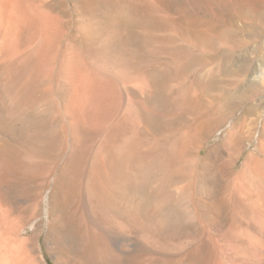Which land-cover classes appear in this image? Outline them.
I'll use <instances>...</instances> for the list:
<instances>
[{
	"label": "bare ground",
	"instance_id": "6f19581e",
	"mask_svg": "<svg viewBox=\"0 0 264 264\" xmlns=\"http://www.w3.org/2000/svg\"><path fill=\"white\" fill-rule=\"evenodd\" d=\"M217 1L235 13L253 10L258 25L264 24V0ZM218 15L211 0H0V264H47L31 242L35 227L29 237L23 235L30 217L14 202L38 196L33 184L50 178L60 162L48 194L53 232L46 246L55 264H110L106 239L94 234L83 242L82 230L88 223L97 232H111L114 198L124 192L131 203L126 223L118 222L116 231L133 243L138 237L158 244L165 255H179L177 264H211L210 239L194 229L207 214L220 231L217 246L228 256L218 264H264V159L249 156L237 177L221 188L225 200L218 204L188 199L182 205L183 191L171 187L179 164L189 175V189L228 173L220 167L210 175L202 150L190 157L187 143L172 134L180 117L201 114L200 93L187 66L193 43L209 51L216 40L198 21L222 29L225 22ZM66 35L70 39L63 47ZM180 41L193 42V50L178 46ZM257 58L254 74L245 75L261 115L263 47ZM200 127L191 130L200 134ZM241 182L257 202L239 201ZM151 183H157L152 186L157 191L143 193ZM208 187L201 189L210 201L217 191ZM224 211L233 218L230 225ZM236 222L246 227L239 231ZM184 230H193L190 248L176 244ZM125 251L120 249L121 257Z\"/></svg>",
	"mask_w": 264,
	"mask_h": 264
},
{
	"label": "rangeland",
	"instance_id": "374dc122",
	"mask_svg": "<svg viewBox=\"0 0 264 264\" xmlns=\"http://www.w3.org/2000/svg\"><path fill=\"white\" fill-rule=\"evenodd\" d=\"M211 1L215 7L216 14H219L218 16L222 19L223 22H225L223 23L224 27H222L223 30L215 27L216 25H212V24L208 25L207 22L210 21L206 22L205 20H199L198 24H202L206 27H210L211 31H208L207 35L210 37L209 39H211L212 41L216 39L217 41L216 40L215 41L217 43L215 41L213 42V44L209 43L211 45V49L209 51H206L203 47L201 48V46H198L197 43L192 42L193 45L192 43L191 45L192 46L195 45L194 47L195 52H198L199 54L197 55V53L194 52L191 55L192 58H189V60L190 59L191 60L189 62V65L187 66L192 77H194L191 78V80L194 81V84L196 85L200 93L198 96L199 97L198 106L201 107L200 109L202 111L201 114L199 115L197 114L195 115V113L192 114L189 112L188 115L186 114L180 117L178 120H176L172 134L175 139L180 138L179 140H182L185 143H187L188 147L186 150H188L189 152L186 151V153H188L187 155L189 156L191 155L190 157L192 156L194 157V154L197 153V150L199 149L200 151L202 150L201 151L202 156L200 155V158L204 159L206 165L209 166L206 168V170L209 171L210 175H214L215 173H217L216 171H219L221 169L220 167L226 168V173L227 170L228 173L227 175L223 173L220 174L219 177H214L215 179L212 182L211 181L207 182L208 185H206V187L205 186L201 187L204 189L209 186L208 189H212V185H213L214 191L215 190L217 191L214 192L213 198H211L210 201H207V199L204 198L205 195L203 196V189H201L200 187L197 189L188 188L190 184V178L189 175L186 174L185 171L183 170L184 165L179 164L178 166H176L174 170L176 169L175 172H177L176 173L177 177L172 182L171 187L177 190L178 192L183 191L184 195L181 194L180 196L181 197L180 203H182V205H185V202H187L188 199L191 200V203L193 201L194 204H197L201 201L200 203H203L201 205L209 204L211 203V201L213 202V200L215 204L223 202L225 200V191L224 189L221 190V188L228 185V183L231 180H233L232 179L233 177L234 178L237 177L239 171H242L241 169H243V165L246 162V159L251 155H253V157L255 158L257 157V159L259 158L262 160L264 159V156L262 154V151H264V132L263 129H261L263 123L262 121L264 118L263 116L264 110L262 111L261 115L254 110L256 96L251 91L248 92L249 88H248V80H247L248 76L253 75L256 70V64L258 60L257 55L259 48L260 47L264 48V24H262V27L258 25L256 19L254 18L256 17V14L253 10H247V9L242 10L240 8L242 13L241 11L239 13H235L236 11L232 7H230L229 10V8L227 7L220 6L217 0H211ZM262 13L264 15V9ZM73 23L74 21L73 19H71V24ZM201 32H197V34L194 33V35H198L199 33L203 34ZM218 34L220 37L218 36ZM212 35L214 36V39L212 38ZM69 39L70 37H68L67 35L63 37L62 39L63 47L66 45V43L69 42ZM220 40H223L221 41L222 43H219ZM180 42L177 45L183 47L184 50H191V49L193 50L190 44L183 41ZM228 43L230 44L228 45ZM214 45L219 47V49ZM185 46H187V48H185ZM222 48L223 49L226 48V49L223 50ZM201 50L206 52L203 51L200 52ZM194 56H196V58H194ZM190 64L194 67H192ZM210 70L212 71V73L210 72ZM247 73L248 76H246ZM244 75L246 76V78ZM245 79L247 80V83ZM202 81L205 83H203ZM235 93L237 95V98L232 97V95H234ZM217 101L219 104L223 103V106L218 107L219 104L217 103ZM257 114L260 116L258 117ZM210 124L212 125V127H208V125L210 126ZM194 126L196 127L201 126L200 128H203L202 133L199 134L192 132ZM206 126L208 127L207 129ZM61 127L65 131L66 138L69 139L70 136L69 133H67L68 131H66L67 128L64 121L61 123ZM229 134L231 138H228ZM227 139L229 141V145L225 146L224 143ZM262 160H258V161H262ZM61 165L62 162H60V164L58 163L56 167L53 168L54 170L52 171V174L53 173L54 174L51 175L50 178H48L47 180L36 181L33 184L34 192L37 191L40 195L38 194V196H34L33 198H30L29 201L26 203L18 202V201L14 202L15 205L14 207H17L15 209L22 211L24 210L25 212L27 211L26 215L28 216V218L29 217L31 218L28 219L29 222H27L26 226L24 227L23 235L25 237H29L32 233V230L35 227V229L37 230V234L34 239L33 238L31 239V242H33L34 244L32 245L35 248L37 255L43 257L47 264H55L54 257L46 246V241L49 237V234L53 232L52 226L50 225V223H48L49 222L48 218L50 216L48 194L52 189V183L55 177L54 175H56L59 172ZM155 184L157 186V183H154V185ZM154 185L153 183H151V185L148 184L142 192L144 193L146 191H150V190L152 191ZM154 189L155 191H157L158 187ZM238 191H239L238 198L240 202H244L248 204L250 201L253 204L257 202V197H256L257 195L253 191L249 190L244 183L240 184V187L238 186ZM137 196H139L140 198L141 193L138 194ZM248 196L252 198L248 199ZM139 198L137 199V201H139ZM114 199L115 201L113 203L112 213H113V219L114 218L115 219L114 220L112 219V221H110V225H111L110 227L112 231L103 232L102 230H99L97 232L93 230L88 225V223H85L83 225V230H82L83 242L87 243L88 240L94 234L95 235L97 234L98 236L101 235V237H104L106 239L107 246L111 252V260L109 262L110 264H115L121 261L124 262L125 264H177V262H179L178 259L179 255L178 257L177 255L176 257L175 256L173 257L171 254L165 255L162 252L161 248L158 247V244L155 243L150 244L144 239L138 237L136 238L137 240L135 239L136 243H133L134 241L133 242L130 241L131 239H128L126 234L125 236H123L124 234L120 235L117 232L119 230L118 222L126 223V216H127L126 214H127L128 206L131 203L130 201L131 199L128 193L125 192L122 195L116 194ZM148 200L149 201H145V202L154 203L152 199L151 201L150 199ZM35 203H37L38 205L36 209L33 210L32 206H34ZM30 214L33 215L31 216ZM223 214L224 215L226 214L224 217V219L226 220L225 221L226 225H230L231 224L230 222H232L233 219L232 217H230L231 216L230 213H228V211H224ZM208 217L209 216L207 214H202L200 216V221L198 225L195 226L194 229L195 231L198 232L200 237H206L210 239L211 247L213 246L211 264L213 263L218 264L223 260H224L223 263H225L226 259L224 258L228 259V256H226L227 254L222 256V254L224 253H222V250L219 248V246H217L219 244L218 235H220L219 234L220 231H218L216 227L212 225V222L208 219ZM236 224L238 226L239 231L240 228L244 229L246 227L245 223L236 222ZM192 231L193 230H184V232H182V234L178 239L179 241L176 242V244H180L179 246L183 247V245H187L189 241L191 242V239L189 238L193 237ZM190 234L192 236H189ZM185 238H187L188 240ZM122 247L125 248L126 250L124 252V257L122 256L123 258L121 257L120 254V249ZM190 247H191L190 245H187V248ZM97 248L99 249L98 245Z\"/></svg>",
	"mask_w": 264,
	"mask_h": 264
}]
</instances>
